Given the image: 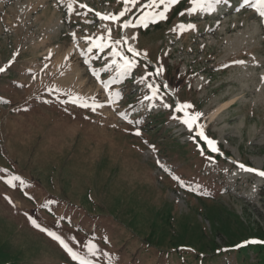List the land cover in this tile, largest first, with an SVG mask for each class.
Here are the masks:
<instances>
[{
    "label": "rangeland",
    "instance_id": "obj_1",
    "mask_svg": "<svg viewBox=\"0 0 264 264\" xmlns=\"http://www.w3.org/2000/svg\"><path fill=\"white\" fill-rule=\"evenodd\" d=\"M147 2L121 31L95 15L118 14V0H0V67L13 61L0 79L16 82L0 99V169L7 170L0 172V251L15 264H75L33 220L80 255L95 243L92 264H178L162 259L167 245L185 249L189 262L211 241L223 249L248 238L237 236L241 224L264 231V178L231 164L264 170V22L253 7L226 5L234 0H221L210 17L199 8L190 15L193 0H177L166 19L145 28L139 16L164 10ZM179 24L195 27L171 31ZM99 36L131 58L128 38L141 53L128 74L107 67L110 48L87 51L85 38ZM161 66L181 79L172 89L165 75H148ZM150 83L159 95L145 99ZM182 103L201 113L197 123L225 163L212 157L201 170L205 150L195 131L164 115ZM8 175L24 185L10 187ZM246 255L256 263L252 251Z\"/></svg>",
    "mask_w": 264,
    "mask_h": 264
},
{
    "label": "snow or ice",
    "instance_id": "obj_2",
    "mask_svg": "<svg viewBox=\"0 0 264 264\" xmlns=\"http://www.w3.org/2000/svg\"><path fill=\"white\" fill-rule=\"evenodd\" d=\"M122 2L123 8L118 14H101L99 12L95 13L96 17H98L102 21H111L112 23H117L118 27L121 31L128 29L133 26V22L128 20L126 17L133 12L135 8H137L140 5L141 0H118V3ZM177 0H149V3L145 7L149 8H157L161 5H164V10L161 12H158L156 14H152L149 12H146L139 16V25L143 27H148L149 22L155 23L157 22V16L160 20L166 19L165 13L168 11L167 6L169 4H175ZM250 0H245V3H249ZM193 3L195 7L189 9V14L191 15L193 12L199 8L202 11L211 13L215 11L216 5H219L221 3V0H193ZM251 6L255 9V12L258 14V16L261 19V22H264V0H251ZM71 8V5H69ZM79 7L81 9L86 8L87 6L85 4H80ZM89 12L92 11V9H88ZM183 15V13H181ZM193 24H179L175 28L171 29V31L177 32L178 34H182L184 31H189L194 29ZM75 38V33L72 34ZM108 35L111 36V29H108ZM137 37L135 35L131 36L132 40H135ZM86 40L90 41V45L87 48L88 52H93V49H96L97 51H104V49L110 48L111 49V55L114 57L112 59L111 64L107 67H111L115 65L116 71L119 75H126L128 74L133 67L136 65L135 57H138L141 55V53L133 48L131 45L128 44V38L123 39V43L127 46V52L131 53V58L127 56L125 53L119 51L116 47L113 46L112 42H109L105 39L104 36H99L96 38L92 37H86ZM115 44H120L121 40H117L114 42ZM143 55L146 57L147 53H143ZM167 55V53H165ZM50 58V57H48ZM47 59V58H46ZM13 61H9L8 65L5 67H0V73H5L7 71V67H10ZM87 63V61H85ZM45 67H47L45 65ZM163 73V67H158L155 71V73H148V75H160ZM93 75H96L95 72H93ZM147 77H141V82L146 80ZM103 87L105 90L109 88V83L106 81H101ZM147 87L149 88L151 92V96H145V99H154L159 95V88L155 87L153 84H148ZM165 87H167L165 85ZM116 95H119V93H116ZM79 99V98H77ZM162 99V98H161ZM6 102V101H4ZM75 103V100L73 101ZM81 107L91 108L93 111H95V108L98 107L94 102L93 104L89 105L88 103H81ZM165 108H168V104H163ZM193 106L188 103H182L178 104L175 108L176 112H181L182 110L190 109ZM201 116V113H195V114H188L185 112V117L182 119V123L187 126L188 131L192 133L195 131V135L199 137L201 140L205 141L208 148L212 152L218 151L216 147V142L212 139H209L207 136H205L204 132L201 130V126L197 123L199 117ZM175 118V117H173ZM136 135H140V132L137 131L135 133ZM239 169L243 170L247 173H254L259 177L264 178V170H258L255 168L247 167L244 164H238ZM0 172L7 173L6 169H0ZM175 179V177H174ZM18 181L21 186L24 185V181L17 175H8V178L4 181L7 185L10 187H15L14 182ZM7 199V197H6ZM11 203V201L9 200ZM33 226L37 227L42 232H47V234L55 241H57L60 246L64 249V251L68 254V256L71 258L72 261L75 262V264H92V261L88 259V256H97L98 249L96 247L95 243L89 242L85 245L87 249L88 256H83L78 254L76 251L73 250V248L69 247L68 244L64 242L63 239L60 238V236L56 235L54 232L47 231V229L40 227L39 224L36 223V221H32ZM105 242L108 241L105 239ZM251 243H256V241H251ZM104 255L107 257L108 253H104Z\"/></svg>",
    "mask_w": 264,
    "mask_h": 264
},
{
    "label": "trees",
    "instance_id": "obj_3",
    "mask_svg": "<svg viewBox=\"0 0 264 264\" xmlns=\"http://www.w3.org/2000/svg\"><path fill=\"white\" fill-rule=\"evenodd\" d=\"M162 75L166 76V78L169 80L167 82L173 87L179 84V82L181 81V79L178 76L171 73V70L167 66L163 67ZM11 77L13 76L11 75L8 76V78H11ZM8 78H4L3 80L0 79V97H3L2 93L6 92L13 86L12 83L8 85L7 83ZM166 115H167V121L169 120V118L170 119L172 118L170 114H166ZM164 120L162 119V121ZM162 121L160 120L156 122V124L160 125ZM150 123H152V117L148 119L147 124H150ZM157 126L155 128H157ZM215 185H216V182L213 183V186ZM240 230L241 231L237 232L238 233L237 236H240L241 239L249 236V237H257V238L264 240V231H261V229H259V231H256V232H251L250 230L252 229H249L248 231L247 228H245L241 224ZM239 241L241 240L239 239L236 242H239ZM227 245L229 246L228 249L222 251L219 247L216 248L215 243L211 241L210 244L203 245L201 247V250L204 252L203 254H200L198 251L192 252L189 262L184 261L182 259L183 251H185V249H171V246L167 245V248H165V253H163L161 257H163L162 259L164 260L167 259L168 261L177 260L178 264H219L220 263L219 258H221L224 255L225 256L227 255V256H233L235 258L234 264H254L252 262H247L246 260L248 256L246 255V252L249 251V249H251L257 260L255 264H264V246L250 247L248 249H235L233 248V245H234L233 241L228 242ZM0 264H15V262L11 260L8 257V255H4L0 251Z\"/></svg>",
    "mask_w": 264,
    "mask_h": 264
},
{
    "label": "bare ground",
    "instance_id": "obj_4",
    "mask_svg": "<svg viewBox=\"0 0 264 264\" xmlns=\"http://www.w3.org/2000/svg\"><path fill=\"white\" fill-rule=\"evenodd\" d=\"M219 109H220V108H219ZM217 112H218V110L215 111V112L212 114V117H214V116L216 115Z\"/></svg>",
    "mask_w": 264,
    "mask_h": 264
}]
</instances>
